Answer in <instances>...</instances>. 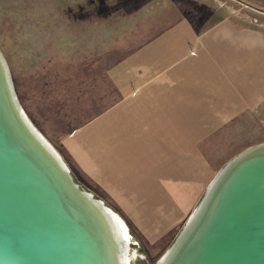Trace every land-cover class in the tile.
<instances>
[{"label":"crops","instance_id":"0c3cea01","mask_svg":"<svg viewBox=\"0 0 264 264\" xmlns=\"http://www.w3.org/2000/svg\"><path fill=\"white\" fill-rule=\"evenodd\" d=\"M165 11L161 22L147 14L115 34L128 45L98 77L80 74L84 88L76 86L68 107L88 116L57 148L79 185L83 179L156 259L209 177L253 144L236 122L264 108V21L226 13L201 23ZM88 77L102 88H85Z\"/></svg>","mask_w":264,"mask_h":264},{"label":"water","instance_id":"95a60500","mask_svg":"<svg viewBox=\"0 0 264 264\" xmlns=\"http://www.w3.org/2000/svg\"><path fill=\"white\" fill-rule=\"evenodd\" d=\"M130 241L27 117L0 50V264H130ZM153 264H264V140L209 177Z\"/></svg>","mask_w":264,"mask_h":264},{"label":"rangeland","instance_id":"374dc122","mask_svg":"<svg viewBox=\"0 0 264 264\" xmlns=\"http://www.w3.org/2000/svg\"><path fill=\"white\" fill-rule=\"evenodd\" d=\"M110 1L0 0V50L16 95L32 124L56 150L59 138L88 116L75 108L70 112L68 107L76 100L72 98L76 86L84 84L78 79L80 74L92 73L91 79L95 78V72H101L104 63L128 45L115 38V34L122 35L119 31H133L132 26L142 24L147 14H152L150 22H161L165 10L186 13L201 23L226 13L236 19L254 16L264 21V11L258 9H264V0ZM138 7L145 10L137 12ZM88 78L85 88H102L100 79ZM236 124L243 126L238 130L240 134L257 142L256 135L264 133V108L240 118ZM79 181L84 186V180ZM129 234L130 264H153L156 256H147Z\"/></svg>","mask_w":264,"mask_h":264},{"label":"trees","instance_id":"16d2710c","mask_svg":"<svg viewBox=\"0 0 264 264\" xmlns=\"http://www.w3.org/2000/svg\"><path fill=\"white\" fill-rule=\"evenodd\" d=\"M111 2H112V1H110V0H107V2H106V3H107V4H111Z\"/></svg>","mask_w":264,"mask_h":264},{"label":"bare ground","instance_id":"6f19581e","mask_svg":"<svg viewBox=\"0 0 264 264\" xmlns=\"http://www.w3.org/2000/svg\"><path fill=\"white\" fill-rule=\"evenodd\" d=\"M128 260V258H126Z\"/></svg>","mask_w":264,"mask_h":264}]
</instances>
